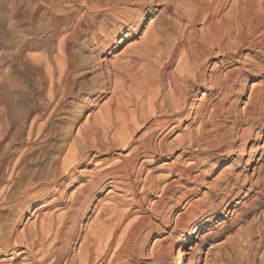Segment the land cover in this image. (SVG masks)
I'll return each instance as SVG.
<instances>
[{
	"label": "rangeland",
	"instance_id": "rangeland-1",
	"mask_svg": "<svg viewBox=\"0 0 264 264\" xmlns=\"http://www.w3.org/2000/svg\"><path fill=\"white\" fill-rule=\"evenodd\" d=\"M28 1L0 0V242L4 241L1 244H9L11 247L13 245L12 251L0 256V264H48L52 260L53 251L64 252L58 263L63 264L66 256L76 254L81 236L87 230L98 232V240L91 248L93 256L96 253L102 254L100 251L108 247L107 236L113 237L116 234V238H111L108 243L110 245L106 251L108 255L103 264H175L178 256L176 246L178 238L181 234L188 233L193 222L201 224V227L196 239L180 248V252L183 253L182 264H264V101L255 105L252 100L254 88L264 85V28L259 30L247 26L239 28L233 24L228 33V40L223 42V45L229 42V46H235L236 52L222 56L214 47L213 52L206 55V63L201 66L198 65V60L204 57L202 50L198 48L185 74L187 78L184 82L179 79L188 90L187 96L193 100L185 106L182 113L176 115L177 119H172L166 126L156 129L154 127L156 121L151 115L138 123L132 118V110L141 104L145 106L147 104V95L141 92L140 87L152 75L163 80L167 75L180 74L179 59L182 51L176 50L169 61L167 58L161 61L157 57L158 50L166 51L174 42L181 45L185 42L184 33L185 36L193 38L191 44L196 45L207 33L209 18H204L207 11L203 9L200 14L194 15L189 23L187 11H192L194 4L204 6L203 8L211 6L215 0H100L101 8L98 12L100 14L97 15L99 19L97 17L96 19L99 22L103 21L100 22L101 30L98 26L89 29L85 27L87 37L81 33L79 40L72 44V50L74 55L92 56L93 49L100 42L105 41V44L109 45L110 37L122 38L121 43L110 55L106 56L103 52L100 54L102 57L106 56L107 62L124 64L121 67L124 69L126 85L129 87L126 86L128 90L123 89L121 92L118 102L120 108L115 109L117 106L115 100L112 108L107 109L104 102L110 95L109 92L103 94V97L96 99L92 97L91 102L82 100L86 94L78 98H68L66 102L72 101L73 104H69V109L66 106L55 114L47 134L40 132L35 135L37 133L35 128L36 132L28 135V123L30 124L32 117L36 113L46 116L48 110L52 108V104L48 103L47 91L38 88L36 92L37 80H33L31 88L26 75V67L34 68L35 75L40 73L41 69L32 67L29 59L42 53V49L24 48L14 57L17 59L14 61L11 56L16 45H20L23 39L36 41V37H40L44 32H50L47 23L50 14L40 20L44 6L37 5L40 3L39 0ZM105 2H109L111 10H106L108 6ZM219 3L222 4L221 9L213 20L220 21L225 16L233 20L232 15L236 12L234 0L215 2ZM254 3L260 12H264V0H254ZM35 5L38 6L36 10L33 9ZM154 5L158 10L150 13ZM82 6L81 0H74V22L81 14L84 7ZM176 7L177 13L174 10ZM103 13L108 14L103 16ZM142 15L145 19L137 24ZM147 29L152 30H149L151 36L154 32H159L167 37L159 39L158 47L152 53L149 52L152 45H148V37L144 36ZM93 31L97 36L90 42L88 35ZM84 37L89 39L87 43H83ZM58 38L53 41L57 43ZM210 43L211 41L208 44ZM13 62L17 66L16 71L11 68ZM229 70H234L230 88L218 89L217 81L230 77ZM95 74L93 71L78 81L87 82L86 80ZM194 90L197 91L194 93ZM262 91L264 92V88ZM159 100L160 98L156 100V108L161 110L162 118H167L166 108L159 105ZM85 102L87 106L83 107ZM214 103L218 106L217 110L212 108ZM199 104L202 106L198 108ZM75 107L82 108V112L74 121L73 112L77 110ZM253 107L256 108L255 112L261 110L262 116L256 117L253 113L248 117L246 114ZM200 108L205 112L203 122L200 116L195 115ZM35 109L37 110L34 111ZM227 109L229 114L225 112ZM108 114L111 117L110 122L106 119ZM67 119L66 122L71 125L65 122ZM104 121L105 126L101 123ZM125 121L128 122L124 123L122 130L130 136V140L126 139L128 136H125L124 132L122 134V130L116 129L117 126L114 124ZM81 125L92 127L93 132L84 131L83 134L89 139V144L96 147L92 150L90 147L87 148L85 163L79 165L71 177H64V183L54 189L56 193L50 189L44 197H34L32 193L43 185L47 186L53 172H62L61 159L71 144L69 142L79 138L76 129ZM143 137L150 139L155 150L161 138L165 148L169 149L168 153L162 155L153 151L152 156L145 161H143L145 156L138 155L134 159L136 168L128 187L123 185L112 187L111 177L104 179L100 188L95 186L91 192H99V200L95 201L85 220L80 223L87 201L83 205L78 201L72 202L71 192L85 182L92 169L116 166L124 162L126 159L124 154H127ZM181 139L182 142H179ZM97 146L109 149L103 150ZM230 150H233L235 155L222 162ZM254 153L258 156V161L253 167L247 166L248 159ZM177 158L178 163L182 162L183 165L191 167L186 175H179L172 166ZM11 167L14 168L11 170ZM80 169H84L85 173L80 174L78 171ZM9 170L12 183L8 186ZM172 180H174L172 189L166 193L164 189ZM64 184L69 185L65 188ZM109 189L111 192L107 194ZM181 193H184L183 197H180ZM34 209H37L35 216L32 215ZM178 214H182L180 218H177ZM47 217L49 222L46 220ZM43 219L49 224H54L52 232L46 233L40 229ZM59 219H62L63 223L61 227L59 226L60 230L55 233L56 222ZM70 226H73L72 236L67 235ZM29 234L34 236L36 245L34 248L28 246ZM10 257L13 258L8 259Z\"/></svg>",
	"mask_w": 264,
	"mask_h": 264
},
{
	"label": "bare ground",
	"instance_id": "bare-ground-1",
	"mask_svg": "<svg viewBox=\"0 0 264 264\" xmlns=\"http://www.w3.org/2000/svg\"><path fill=\"white\" fill-rule=\"evenodd\" d=\"M39 1H40V3L39 4L36 3V4L40 5V6H44V10L40 14V17L37 16V18L39 17L40 20L41 19L43 20L47 14H50L49 17L47 18V23H48L50 32L47 33V32L43 31L44 34H42L40 37H36V41L34 40L35 42L31 41V40H28V38L27 39L26 38L23 39L22 43L20 45H16L15 50L11 54V56L13 57L12 60L14 61V59H16L14 57H16V55L18 53H21L20 51L22 49H24V48H29V49H33V50L36 49V48H41L42 49L41 50L42 53H40L38 55H35L33 57H30V59H29L31 66L33 65L32 67H39L41 69L40 73L35 75L36 72H34V68L26 67L27 68L26 75L28 76L27 79L30 80L29 86L31 88H33L32 87L33 86V80L34 79L37 80L36 84H35V85H37L36 92L39 89H45V91H47L46 93H47L48 103L52 104L51 105L52 108L49 109L50 111L48 110V113L46 114V116H45V114L43 115V114H39V113L37 114L36 113V115L34 117H32L33 119L30 120L31 121L30 124L28 123V125H29L28 135H31V134H33V132H36V131H37V133H35V135L36 134H40V132H41V134H43L44 132H46V134H47L48 130H50V129H48L49 126L53 124V120L55 119L54 118L55 114H58V112L60 110L65 109L66 106L68 107V106H70L69 104L72 103V101L66 102L68 98H72V97L78 98L80 95L86 94V96H83L82 100L83 101L90 100V102H91V98L92 97H95V99H96V98L101 97L103 94H106V93L109 92L110 95L107 97V99H105L106 101L104 103H105L107 109H110V108H112L113 103L116 100L117 101V106L116 107L114 106L115 109H116V108H120V104L118 102H119V100L121 98V92L123 91V89H127V88H125L127 86L126 85L125 72H124V69H122V67H121L123 63L122 64H120L118 62H112L111 63V62H107V59H106V56L110 55L112 53V51L115 49V47L119 43H121V41H122L121 37H119L117 39H114V36L110 37V39H109L110 40L109 41L110 44L109 45L108 44L106 45L105 41L100 42L93 49L94 54H92V56L83 57V56L74 55V51L72 50V44H74V42H77L79 40L81 33L85 34V36L87 37V32H85V27H87V29H89V27H94L95 28V27L98 26L99 27L98 29L101 30L102 23H100V22H103V21L99 22L96 19L97 15L100 14V13H98V12H100V8H101L100 0H81V3H82V5L84 7L82 6L83 10H82V12H81V14L79 16L77 15L78 17L76 18L75 22H74V0H39ZM215 2L217 3V0L212 1L211 6L208 5L205 8H203L204 6L203 7L202 6H194L195 5L194 4L192 6L194 9L192 8L193 9L192 11H187V18H188V22L189 23L192 21L193 16L196 15L197 13L200 14L199 12H202L203 9L204 10L206 9L205 11H207L206 12V16L204 18H206V19L209 18V23H208V26H207V33L205 34V36L201 37V39L199 41H197L196 45H192L191 43H192L193 38L185 36V33H184L183 36H184V41L185 42L182 43L181 45H178L177 43L174 42L173 45L168 50H166V51L165 50L163 51L162 49L158 50L157 57L161 61L164 58H167V61H169L172 58V55H173V53L176 50L177 51L178 50L182 51L180 59H179V60H181V63L179 64V66H180V74L178 76H176V75H167V77L163 76L165 78L163 80L162 79H160V80L156 79L157 77L155 78L153 75L148 77V79L146 80L145 84L142 87H140L141 90H142L141 92L144 93L145 95H147V101H146L147 104H146V106L144 104H141L137 109L132 110V118L135 119V121H137V123L140 122L142 119L146 118V116L151 115V116L154 117V119L156 121L154 127L156 129H161L162 127L166 126L172 119H177V118H175L176 115L182 113L184 108H185V106H187L188 103H191V100H193V98H190L189 95L187 96V91L188 90H186L185 87L183 86V84L179 82V79L182 80V82H184L185 79L187 78L186 77L187 75L185 76V74L189 70V64L191 63L192 59L194 58L198 48H200L202 50L203 57H204V58H200L198 60V65L201 66V65H204L206 63V55L211 54L213 52V48L214 47L217 49V52L220 55H222V56H226L228 53H231V52H233V53L236 52L235 51V46H232V45L229 46V42H227V45H223V42H226L228 40V33L231 30L233 24H235L239 28H242L243 26L251 27V28L256 29V30L264 28V12H260L259 9H257V7H256V5L254 3V0H242V2H240V0H234V2L236 4V7H235V11L236 12H234L235 14L232 15L233 16V20H231L232 18L228 19L225 16V17H222L220 19V21L213 20L214 16L218 13V11L221 9V6H222V4H220V3L219 4H215ZM121 3H123V2H121ZM193 3H194V1H193ZM28 4H29V1H28ZM108 4H109V2L106 3L107 6H108ZM24 6H26V5H24ZM109 6L106 8V10L108 9V11L111 10V8ZM36 7H38V6H36V5L33 6V9H35ZM11 9H12V7H11ZM187 9H188V7H187ZM115 10L117 11L118 9H115ZM157 10L158 9L154 5L150 9V13H153L154 11H157ZM174 10H175L176 13L178 12L177 7L174 8ZM75 11H77V10H75ZM123 11H124V9H123ZM233 11L234 10H232V12ZM34 13H35V11H34ZM104 14H108V13H103L102 15L104 16ZM225 14H227V12ZM20 15H19V18H21ZM202 15H204V14H202ZM144 19H145L144 15L140 16L139 17V21H138L137 24H140ZM3 22H5V21H3ZM236 26H235V28L237 29ZM26 28H27V26H26ZM149 30H151V29H149ZM149 30L148 29L146 30V32L144 33V36L148 37V41H149L148 43L149 44L148 43H146V44L152 45V48L150 47L151 49L149 51L150 53H152V51L156 50L155 48L158 47L159 39H161L162 37L164 39H167V37L164 34L159 33V32H154V34H152V36H151L150 35L151 33H149ZM248 30H250V29H248ZM15 31H18V30L16 29ZM15 31H14V33H16ZM41 31H42V29H41ZM95 31L90 32V35H88V36H90V42L92 40L94 41L96 39L97 35H96ZM239 31H240V29H239ZM244 36H245V34H244ZM57 37H59V38L57 40V43H55L53 40L54 39L56 40ZM238 37L239 36H237V38ZM87 39L88 38H85L83 40L84 42L82 40L81 41L83 43H85V42L87 43ZM194 39H196V38H194ZM209 41H211L210 44H208ZM163 43H164V41H163ZM90 51H91V49H90ZM102 52L105 53L106 56H104V57L100 56V54ZM198 53H199V51H198ZM165 54H167V55H165ZM125 65H126V62H125ZM11 68H13V70L16 71L17 66H15L14 62H13V67H11ZM92 69H94V70H92ZM93 71H95L96 74L92 78H90L88 80L85 79L87 82L78 81L80 78L84 77L85 75H87L89 73H92ZM178 72H179V70L177 71V73ZM228 73L230 74V77L227 76V78H225L224 80H220L219 79L217 81L216 86H218V89H228V88H230V83H232L230 81L233 78V76H231V75H232V73H234V70H229ZM127 87H129V86H127ZM263 88H264V85L263 86L260 85L257 88H254L255 92L253 94V99L252 100L254 101L255 105H257L258 103L264 101V92L262 91ZM195 91H197V90H194V93H195ZM30 95H31V92H30ZM193 96H194V94H192V97ZM158 97L160 98L159 105L160 106L164 105V107L166 108L165 113H166L167 118H162L163 114L160 113L161 110H158L156 108V100L159 99ZM43 99H45V97ZM188 99H190L189 102H188ZM123 102H124V100H123ZM86 106H87V103L85 102L83 107H86ZM200 106H202V105L199 104L198 108ZM76 107H77V105H76ZM212 108H213V110H217L218 109L217 104L216 103L212 104ZM68 109H69V107H68ZM200 109L199 110L196 109L197 111H196L195 115L196 116H200L201 121L203 122V115H204L205 112H202V109L201 110ZM255 109L256 108L253 107V108H251V110H249L247 112V114L246 113L245 114L249 117V116L253 115V113H255L256 117H260L261 110L255 112ZM36 110L37 109H35L34 111H36ZM208 110H209V107H208ZM65 111H67V110H65ZM81 112H82V108H78L77 110H75V112H73L74 121H75V119H77L80 116ZM209 112L210 111H208V113ZM225 112L227 114H229V109H227ZM109 114L106 115V119L108 121L109 120L111 121V117H110ZM70 115H71V113H70ZM26 117L29 118V116H26ZM68 119L65 120V122L68 121ZM260 119H262V118H260ZM41 120H42V122L40 123L39 121H41ZM244 121H246V120L244 119ZM247 121H249V120L247 119ZM37 122L40 123L38 126L36 125V124H38ZM126 122H128V121H125L123 123L114 122V124L117 126L116 129L121 131L124 128V126H125L124 123H126ZM66 123H69V122H66ZM101 123L105 126L106 122L104 121V123L103 122H101ZM257 123H258V120H257ZM73 124H75V123H73ZM35 128L37 129L36 131H35ZM126 130L127 129H125V131ZM52 131H54V130H52ZM84 131H87L89 133L93 132L91 126L88 127L86 125H81V126L77 127L76 133L79 135V138H75L72 142H69L71 144L69 145L66 153L64 152L65 155L61 159L62 160V164H63L62 170H61L62 172H57V171L53 172V174L51 175L50 181L48 182L47 186L46 185H43L41 187L38 186L39 188L36 191H34L33 193L31 192L32 195H34V197H36V198L37 197H44L45 195H47L49 193L50 189H52V190L57 189L58 186H60V185H62L64 183V177H66V176L71 177L73 175V172L77 170V167L79 165H81L82 163H85L84 161L87 159V148L90 147V149L92 150L96 146H94V144H92V145L89 144V139L87 138V136H84V134H83ZM250 131H252V130H250ZM67 132H68V129H67ZM114 132H115V130H114ZM121 132L123 134L124 131L122 130ZM124 134H125V132H124ZM103 136L106 139V135L103 134ZM125 136H128V138H126V139L130 138L129 135L125 134ZM260 136H261V133H260ZM51 137H52V135H51ZM120 137H122V136H120ZM259 139H261V138L259 137ZM111 140H113V139H111ZM182 140L183 139H181L179 142H182ZM122 143H124V142H122ZM82 144L84 146H82ZM97 147L100 148V149H103V150H108L109 149V147H106V148H102L100 146H97ZM156 147H157V150L154 149V146H153V144H152V142L150 141L149 138L143 137V138L140 139L139 143L136 144L135 146H133L132 149L127 154H124V155H126V159L121 164H119V165L116 164V166H113V165H111V166L108 165V166H104V167L101 166L102 168L98 167V168H95L94 170L92 169L89 172L88 178L85 180V182H82L77 187H75L74 190L71 192V195H70L72 197L71 201L74 202V203H76L78 201L81 205H83V203H85L87 201L85 206H84V209H83L81 220L79 222L82 223L85 220L86 214L91 210V208L93 207L95 201L99 200L98 199V193L99 192H95V193L91 192V190L93 188H96V187L100 188L102 186L103 180L106 179L107 177H111L112 178L110 180V182L112 183V187H115L116 185H123V186H127L128 187L130 185V183H131V181H130L131 175L133 174L134 169L136 168V165L134 163V159H136L138 157V155L142 154L143 156H145V159L143 160V161H145L148 157L152 156L153 151H155V152L157 151L158 154H162V155H164L165 153H168L169 149L165 148V146L163 144V140L161 138H160V140H158V143H157ZM38 148H40V147H38ZM234 155H235L234 151L230 150L227 153V156L225 157V159L222 162L228 161V159H230ZM257 161H258V156L254 153L248 159L247 166L253 167L256 164ZM178 162H179V159L177 158L176 161L172 164V166L176 169V171H177V173L179 175H181V176L186 175V172L191 167L188 166V165H183L182 162H180V163H178ZM21 163L22 162H20V164ZM12 168H14V167H11V170H12ZM11 170H9V173H10ZM78 171L80 172V174H84L85 173L84 169H80ZM8 180H9V183H7V185L9 186L12 183V175H11V173L8 176ZM37 180H39V179H37ZM172 181L169 182L166 185V188L164 187L165 189L162 187L165 190L166 193L168 191H170V188L172 189V185L174 183V180H172ZM263 181H264V179H263ZM16 182H14V183H16ZM32 182H34V181H32ZM28 183H30V182H28ZM28 183H26V184H28ZM67 185H69V184H64V187L65 188L68 187ZM62 191H64V188L62 189ZM57 192H58V190H57ZM110 192H111V190L109 189L107 194L110 193ZM7 193H8V191H7ZM55 193H56V191H55ZM14 196H12V197H14ZM183 196H184V193H181L180 197H183ZM158 202L159 201L157 200V203ZM44 205L45 204H42V206H44ZM195 205L197 206L198 204H195ZM226 206H227V204H226ZM195 207H193V208H195ZM36 211H37V209H34L32 215H34V213H36ZM193 211H195V210H193ZM180 215H182V214H178L177 218H180ZM62 216H63V214H62ZM60 218H62V217H60ZM46 220L49 222V218L48 217H47ZM48 222H45V220L43 219V220H41V223H40V229L42 231H45L46 233L52 232V224L53 223L49 224ZM51 222H53V221H51ZM62 223H63L62 219H59L58 222H56L57 228L55 230V233L58 232V229L61 227L60 225ZM111 227H113V226H111ZM200 227H201V224H197V223L193 222V223H191V226L188 229V233L187 234H181L179 236L178 243L176 245L178 247V249H177V255L178 256H177V259L175 261V264H182V262H183V253L180 252V248L183 247L184 245L188 244V243L193 242L196 239V234H197V232H198ZM40 229H38V230L40 231ZM111 229H113V228H111ZM107 231H109V230H107ZM73 232H74L73 231V226H70V229L67 231V235L72 236ZM97 233H98L97 231L96 232L95 231L90 232L88 230L84 231L83 234L81 233L82 236H81V240H80V242H79V244H78V246L76 248V254L75 255L71 254V255L66 256L63 264H103V262L105 260V257L108 255V253L106 252V251H108V248L110 246L108 243H110V239L115 237L116 234L113 237H111V235H109L110 233L108 232L109 236H107V239H106L107 240L106 244L108 246V247L106 246L107 249L103 250V248H102L103 251H100L101 249L99 250L100 252H103L102 254L98 253L99 255H97V253H96L95 256H93V254L91 252V248L93 247V245H95V242L98 240L97 239V237H98ZM40 234H41V232H40ZM44 235H46V234H44ZM53 235H55V234H53ZM20 237H22V235H20ZM28 237H29V241H30L28 246H31L32 248H34V245H35L34 244L35 241H34V238H33L34 236H31L29 234ZM45 237L46 236H44V238ZM78 237H80V234L78 235ZM101 237L99 239H101ZM104 238H105V236H104ZM43 241H44V239H43ZM111 241H113V240H111ZM1 243H4V241L0 242V256L3 255L4 253L8 252V251H12L13 245L11 247V246H9V244H4L3 245ZM125 243H127V241H125ZM99 244H101V243H99ZM111 245H113V244H111ZM97 248H98V246H97ZM11 253H13V252H11ZM63 253H61V251L58 252V253H55V251H53L51 253V255H53V257H51L52 260L48 264H58L60 262V260H61V256H62ZM13 257H10L8 259H12ZM109 262H110V260H109Z\"/></svg>",
	"mask_w": 264,
	"mask_h": 264
}]
</instances>
